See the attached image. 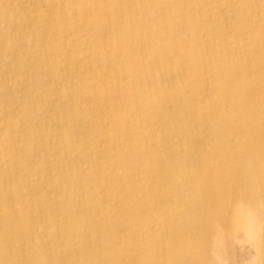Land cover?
Here are the masks:
<instances>
[{"label":"rangeland","instance_id":"rangeland-1","mask_svg":"<svg viewBox=\"0 0 264 264\" xmlns=\"http://www.w3.org/2000/svg\"><path fill=\"white\" fill-rule=\"evenodd\" d=\"M156 1L0 0V264H264V0Z\"/></svg>","mask_w":264,"mask_h":264},{"label":"bare ground","instance_id":"bare-ground-1","mask_svg":"<svg viewBox=\"0 0 264 264\" xmlns=\"http://www.w3.org/2000/svg\"><path fill=\"white\" fill-rule=\"evenodd\" d=\"M11 2L13 1V3L14 2H17L19 5H20V7L22 8V9H24L25 7L28 9L29 8V6H33V9L35 10L36 9V7L34 8V6H37V8H38V6L40 5V3H39V0H10ZM124 1H130V0H117V2H118V5H116V4H111V5H109L106 9H102L101 11H99V13L101 14V18L103 19L104 17H105V14L107 13V12H115V13H117L118 14V12H119V10H120V8L119 7H121V5L119 4V3H122V2H124ZM146 1H151V3H154L155 2V4H158V3H160L159 1H156V0H146ZM262 1V0H261ZM63 2V1H62ZM150 3V2H149ZM148 3V4H149ZM41 4H42V2H41ZM45 4H46V2H45ZM43 5V4H42ZM42 5H40L39 7H41ZM129 5V4H128ZM46 6V5H45ZM152 6V5H151ZM158 6V5H157ZM221 6V5H220ZM56 7V6H55ZM54 7V8H55ZM62 7V6H61ZM41 8H43V7H41ZM45 8V7H44ZM43 8V9H44ZM52 9V10H56V9ZM58 8V7H57ZM63 8V7H62ZM65 9H66V7H64ZM129 8V7H128ZM42 9V10H43ZM143 9H144V11L145 12H150V10L152 9V8H150L149 6H147L146 4H144V6H143ZM37 10V9H36ZM41 9H40V11H38L39 13L40 12H43ZM86 10H87V8H86ZM127 10V9H126ZM25 11H27V10H25ZM45 12H46V9L44 10ZM64 11V10H63ZM138 11V10H137ZM223 11V10H222ZM29 12H30V9H29ZM34 12V11H33ZM45 12H43V13H45ZM50 13V12H49ZM77 13V12H76ZM128 13V10H127V12H126V14ZM9 14V13H8ZM51 14V13H50ZM111 14V13H110ZM40 15V14H39ZM38 15V13H37V16H39ZM43 15H45V16H43L42 17V19H44L45 21H46V23H47V25L49 24V25H51V21H50V19L48 20V18H46V13L45 14H43ZM124 15V14H123ZM36 16V15H35ZM51 16V15H50ZM49 16V17H50ZM110 16V15H109ZM154 16V15H153ZM67 18H68V16H67ZM154 18V17H153ZM16 19V18H15ZM39 19V18H38ZM28 20V19H27ZM68 20V19H67ZM227 20V19H226ZM259 20H261V19H259ZM64 21V20H63ZM54 22H56V21H54ZM67 22H69V21H67ZM63 23V22H62ZM65 23V22H64ZM54 24V23H53ZM118 26H120L121 25V22H120V24H119V21L116 23ZM33 25V24H32ZM67 25V24H66ZM80 25V24H79ZM54 26V25H53ZM68 26V25H67ZM84 26V25H83ZM134 26V22L133 21H131L130 23H126L125 25H123V29H125V30H130V28L131 27H133ZM18 27V26H17ZM52 27V26H51ZM56 28V27H55ZM68 29V28H67ZM77 30V29H76ZM104 30V29H103ZM107 30V32H109V30L108 29H106ZM106 30H104L105 32H106ZM48 31H49V29H48ZM56 31V30H55ZM107 32H106V34H107ZM42 33V32H41ZM57 33V32H56ZM65 33V32H64ZM144 33V32H143ZM20 34V33H19ZM112 34V33H111ZM161 34H165V32L164 31H162L161 32ZM17 35V34H16ZM42 35V34H41ZM56 35H58V33L56 34ZM93 35V34H92ZM99 35V34H98ZM108 35V34H107ZM112 36V35H111ZM42 37H43V35H42ZM96 37V36H95ZM98 37V36H97ZM96 37V38H97ZM36 38V37H35ZM94 38V37H93ZM48 40V39H47ZM80 40V39H79ZM106 40V39H105ZM56 41V40H55ZM113 41V40H112ZM183 41V40H182ZM36 42H38V41H36ZM124 42V44L125 43H127V42H130V40H129V38H125V40L123 41ZM6 43H7V40H6ZM114 43V42H113ZM45 44V43H44ZM45 46V45H44ZM89 46V45H88ZM106 46V45H105ZM22 48V47H21ZM80 48H81V46H80ZM79 48V49H80ZM114 48V47H113ZM112 48V49H113ZM112 51V50H111ZM90 52V51H89ZM32 53V52H31ZM46 53H47V51H46ZM69 53V52H68ZM15 56H16V54H15ZM109 56V55H108ZM1 58H3V57H1ZM75 58V59H74ZM10 60V59H9ZM73 60H77L78 61V56H75V57H73ZM80 60V59H79ZM14 61V60H13ZM71 61V60H70ZM20 62V61H19ZM95 63V62H94ZM8 64V63H7ZM20 64V63H19ZM9 65H10V67H11V63H9ZM91 65V64H90ZM92 65H94V64H92ZM100 66H102V65H100ZM184 66V65H183ZM17 67V66H16ZM19 67V66H18ZM99 67V66H98ZM10 69V68H9ZM185 69V68H184ZM18 70V69H17ZM104 70V69H103ZM9 71V70H8ZM11 71V70H10ZM19 71V70H18ZM82 71V70H81ZM17 72V71H16ZM15 72V73H16ZM8 73H10V72H8ZM104 73V72H103ZM12 75V74H11ZM16 75V74H15ZM107 75V74H106ZM3 76V75H2ZM101 76V75H100ZM102 76H104V75H102ZM8 77H9V75H8ZM15 77H18V76H15ZM101 78V77H100ZM103 78V77H102ZM106 77L104 76V80H106L105 79ZM24 79V78H23ZM10 80V79H9ZM113 80V79H112ZM11 81V80H10ZM19 81V80H18ZM5 82V81H4ZM104 82V81H103ZM20 83V82H19ZM60 85V84H59ZM107 87V86H106ZM114 88V87H113ZM107 90V89H106ZM108 91V90H107ZM3 92V91H2ZM7 92V91H6ZM10 92H11V90H10ZM119 92H120V90H119ZM108 93H109V91H108ZM10 94H12V93H10ZM1 95V94H0ZM8 96V95H7ZM108 96V95H107ZM3 97V96H2ZM1 97V98H2ZM72 99V98H71ZM107 99H108V97H107ZM127 99H129V98H127ZM88 100V99H87ZM101 100V99H100ZM72 101H74V100H72ZM98 101V100H97ZM106 101H108V100H106ZM105 101V102H106ZM122 101V100H121ZM2 102V100L0 99V103ZM6 102V101H5ZM97 103H99V102H97ZM104 103V102H103ZM112 103V105L115 107V108H118L119 106H120V101H118V100H114L113 102H111ZM71 104V103H70ZM20 106V105H19ZM1 111V110H0ZM14 112H15V110H14ZM4 113V116H6V118L9 116L10 117V114H9V112L7 113V112H3ZM16 113V112H15ZM9 114V115H8ZM14 117V116H13ZM0 120H2V118L0 117ZM14 120V119H13ZM5 121V120H4ZM12 122V121H11ZM103 122V121H102ZM15 124V123H14ZM13 123H12V125H10L11 127V134H13L14 132H15V126L16 125H14ZM7 125V124H6ZM128 125V124H127ZM101 126V125H100ZM3 128H6V127H3ZM13 129V130H12ZM3 130V129H2ZM5 130V129H4ZM6 132H7V129L5 130ZM20 131V130H19ZM3 132V131H2ZM17 132V131H16ZM10 133H8L7 132V134H10ZM17 134V133H16ZM14 135V134H13ZM19 136V135H18ZM20 137V136H19ZM14 138H15V136H14ZM13 140H16V138L15 139H13ZM17 143V145L19 144V142H16ZM15 144V143H14ZM16 145V144H15ZM16 145V146H17ZM17 149H18V146L16 147ZM207 148V147H206ZM100 152V151H99ZM8 155V154H7ZM78 157V156H77ZM92 160H93V158H92ZM122 159H117L113 164H116V163H118V162H120ZM2 161V160H1ZM7 162V161H6ZM78 162V161H77ZM93 162V161H92ZM7 164V163H6ZM6 164H4V165H6ZM78 164V163H77ZM3 165V164H2ZM2 165H0V168L2 167ZM9 165V164H8ZM7 165V166H8ZM95 165V164H94ZM17 166V165H16ZM49 166V165H48ZM18 168V167H17ZM97 168H99V167H97ZM8 169L10 170V168H9V166H8ZM96 169V168H95ZM108 169V175H110V173H112V169L111 168H107ZM8 170V171H9ZM115 170V169H114ZM85 172V171H84ZM97 174V173H96ZM48 175V174H47ZM50 176H51V174H49ZM98 175V174H97ZM23 176H24V174H23ZM34 176V175H33ZM25 177V176H24ZM29 177V176H28ZM13 178V177H12ZM26 178V177H25ZM24 178V179H25ZM7 179V178H6ZM8 179H10V177L8 178ZM7 179V180H8ZM7 180H5V181H7ZM52 180V179H51ZM100 179H99V177H98V181H99ZM12 181V179L9 181V182H11ZM24 181V180H23ZM98 181H97V183H98ZM130 178L129 177H126V178H122V179H119V178H117L116 176H111V183L109 184V187L113 190V191H115V193H117V194H120V193H124V191L125 190H127V187H128V193L130 194V188H129V185H130V187H131V184H130ZM42 181H40V183H41ZM48 182V181H47ZM7 183V182H6ZM6 183H4L5 185H6ZM30 183V182H29ZM75 183V182H74ZM101 183V182H100ZM23 184V183H22ZM27 185V184H26ZM21 186H24V185H21ZM46 186V185H45ZM44 186V187H45ZM20 188V187H19ZM24 188V187H23ZM106 188V187H105ZM11 189V188H10ZM107 190V189H106ZM105 190V191H106ZM11 191V190H10ZM23 191V190H22ZM38 191V190H37ZM108 191V190H107ZM106 191V192H107ZM24 192V191H23ZM10 193V192H9ZM37 193V192H36ZM109 193V192H108ZM54 196V195H53ZM58 196V195H57ZM98 196V195H97ZM106 196V195H105ZM8 196H6L4 193H2V191H0V206H2V204H4V206H3V209H2V215H3V217L5 218V219H7V220H10V221H14V222H16L17 220H20V218H19V216L17 215L18 213V211L17 210H9L8 209V206H9V201H12V199L11 198H7ZM55 197V196H54ZM103 197H104V194H103ZM14 198V197H13ZM41 198V197H40ZM105 198V197H104ZM111 199H113V198H111ZM14 200V199H13ZM126 199H125V197H122V202L125 204V201ZM58 201V200H57ZM105 201V200H104ZM56 202V201H55ZM112 203V202H111ZM53 204V203H52ZM58 204V203H57ZM255 204V200L253 199V197H249V198H247L246 200H245V203H244V205L245 206H250V205H254ZM13 205V204H12ZM41 207L43 208V205H44V202H41ZM49 206H50V204H49ZM117 206V205H116ZM75 208H80V209H83L84 210V204H80V205H77ZM14 209V208H13ZM86 209V208H85ZM89 209V208H88ZM73 210H74V207H73ZM77 210V209H76ZM53 211V215H55V213L57 212V211H61L64 215H65V217H66V225L68 226V227H71V228H73L74 226H73V224H72V222H73V219H72V209H68V207H65V206H62V207H55L53 210H51V212ZM89 211V210H88ZM90 211H92V210H90ZM42 212L44 213L45 212V209L43 208L42 209ZM83 212H85V211H83ZM77 213V212H76ZM92 214V213H91ZM105 214H106V216H108L109 215V213L105 210ZM58 216V215H57ZM60 216V215H59ZM122 217L123 218H126V216H123L122 215ZM114 220V219H113ZM111 218H109V219H107V222H104V223H102L103 225H101V226H105L106 225V223H108V224H110V225H112L113 223H114V221H113ZM59 225V224H58ZM49 226V225H48ZM35 228H36V226L35 225H33L32 227H31V229L33 230L32 232L33 233H31V240H32V235H34V233H36L35 232ZM38 230V229H37ZM51 233L52 232H56V233H58V234H62L61 233V227H54V229L52 230V231H50ZM37 233H38V235H39V237H40V240L36 243V246L34 247V251H33V253H36V257H37V259L40 257V255L42 256V255H45V244H43L42 243V240H43V234L41 233V232H38L37 231ZM22 234V233H21ZM4 235H7V234H4ZM50 235V234H49ZM63 235V234H62ZM8 236V235H7ZM48 236V235H47ZM60 236V235H59ZM41 237H42V240H41ZM55 238V237H54ZM14 239V238H13ZM30 240V241H31ZM58 240V239H57ZM75 241V240H74ZM22 243V242H21ZM47 243V242H46ZM109 243H112V242H110L109 241V239L108 240H105L104 241V244H106V245H109ZM23 244V243H22ZM47 245V244H46ZM85 245V244H84ZM48 246V245H47ZM21 247H22V245H21ZM24 247V246H23ZM22 247V248H23ZM86 247H88L87 246V244H86ZM47 248V247H46ZM78 250V249H77ZM63 251V250H62ZM61 251V252H62ZM65 252V251H64ZM79 252V251H78ZM46 253H47V251H46ZM67 253V252H66ZM48 254V253H47ZM63 255V254H62ZM116 255H120V252L118 251V250H116L115 251V253H114V256H116ZM54 256V255H53ZM63 257H64V255H63ZM112 258H114V257H112ZM63 261H64V259H63ZM39 262V264H41V262H40V260L38 261ZM21 263L22 264H28L29 262H28V260H26V259H23L22 261H21ZM66 263V262H65ZM105 264V263H104Z\"/></svg>","mask_w":264,"mask_h":264}]
</instances>
